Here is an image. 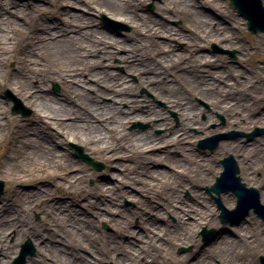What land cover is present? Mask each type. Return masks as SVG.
Listing matches in <instances>:
<instances>
[{
	"label": "rangeland",
	"instance_id": "374dc122",
	"mask_svg": "<svg viewBox=\"0 0 264 264\" xmlns=\"http://www.w3.org/2000/svg\"><path fill=\"white\" fill-rule=\"evenodd\" d=\"M61 1L63 0H55ZM128 1L131 2L133 11L137 8V12L146 20V24L139 26V31L135 29L134 23L114 17L106 9L97 11L89 9L85 4L64 5L81 17H91L94 21L91 28L99 31L98 36L103 34L123 41L120 45L124 48L117 50L111 57H101V51L88 57L100 64L92 70V74L96 73V78L101 84L96 86L91 79V72L88 71L84 75L87 85H91L87 92L95 98L105 84L132 90V95L140 100L141 108H153L156 111L152 113V118L133 119L126 124L127 143L133 141L134 132H149L151 136L158 137L166 130L181 131L185 127L190 134L188 143L193 144L197 153L211 158V164L217 170L211 177L212 182L201 187L212 210L214 223L189 225L186 229L173 213H160L157 208L148 210L147 217L136 214L139 207L138 198L156 204V201H151V194L147 195L148 190L163 187L168 191L172 187L169 174L177 169L167 160L166 155L178 159L182 154L173 148V144L166 146L162 140H156L157 148L141 155L131 154L127 149L119 150L112 164H109L99 155L85 149L83 144L71 138L64 139L63 135L57 134L56 129L51 127L49 130L55 135V154L43 161L30 155L22 160L21 155L16 157V151L10 150V154H13L11 158L7 154L10 143L28 137L24 134V128L41 127L42 124L37 120L36 108L27 103L16 91L15 86L2 84L0 80V102L8 116L0 129V181L4 182L3 191L0 192V237L3 238V250L8 252L5 257L6 264L54 262L47 251L39 253L40 246L33 237L13 232L17 222L19 228L36 231L48 241H51L52 237V243L60 246L87 244L101 252L94 256L91 251H80L78 247L75 251L83 253L84 257L77 256L79 258L70 260L68 256H63V262L58 264H80L83 260H87L88 264H155L151 262L152 258H158L156 264H196L197 261L208 260L213 264H223L216 255L220 250H230L238 260L261 264L259 257L264 255V121H258V118L264 116V33L250 32L248 21L230 0L223 1L230 7L236 20L231 29L225 30L219 27H227L229 22L209 8L204 0ZM18 2L21 3L20 6L25 5L23 17L17 19L20 27L17 26L16 32L26 41L32 38L29 35L31 24L24 23V20H33L34 16L36 18L37 7L44 10L42 18L47 19L49 24L55 23L61 16L57 11L58 6L49 0ZM15 9L16 7H11V10ZM199 9L215 15L214 23L202 21L203 18L197 14ZM62 18L71 20L73 17L64 14ZM158 19L165 22L164 26L155 24ZM219 21L224 22L220 24ZM189 28L195 33L190 35ZM150 29L156 31L157 38L151 40L152 37L144 34L145 31L150 32ZM218 31L219 34L236 39V45L244 44L248 52L242 55L236 46L219 42L214 35ZM205 32L212 36L200 39ZM42 42L43 40L40 42L34 38L24 46L25 50L34 49L42 53V50L37 49L41 48ZM35 43L39 45L35 46ZM133 49H139L147 55L145 63L151 70L166 73L162 74L159 80L167 89L170 86L177 92L194 94L197 117L207 123L205 129H198V123L186 127L187 120L182 117L177 107L161 99L151 85L145 82L152 73H140L137 70V67L141 66L139 61L129 62L124 59ZM204 59H208L212 66L202 64ZM22 64L16 58L7 63L6 68L15 73ZM231 65L236 66L237 70L245 71L244 75L238 77L237 85L232 88V91H238L236 95L242 94V113L250 118L247 121L242 119L243 127L238 123L231 127L225 114L211 112L210 103L200 94V89L205 86L206 81L201 79L202 76L199 79L194 71V68L206 69V72L218 71L228 69ZM107 71L109 78L105 76ZM46 87L52 95L63 93V86L58 81L48 82ZM227 95L224 94L223 99H226ZM99 98L101 101H112L111 96ZM127 106L124 102L120 107L125 109ZM211 136L214 138L209 144H217L214 149L199 147L202 139ZM29 137L36 139L33 133H30ZM27 141L25 150L30 152L33 143ZM228 143H239L245 153V160L241 154L234 153L229 148H222ZM82 155L98 165L91 164ZM229 155L237 162L242 181L258 191L259 207L258 211L253 208L243 217L242 211L229 215L227 223H222L219 210L207 188L215 182L223 169L220 161ZM247 164L250 165V175L244 171ZM8 169L17 173V176L3 173ZM74 173L82 175V181L71 179ZM102 186L106 190L103 200L100 195L104 193ZM181 197L189 198L191 192L184 190ZM222 199L230 204L229 209L236 206V197L231 192L222 194ZM158 205L163 208L161 201ZM109 208L113 211H109ZM247 226L248 234L245 235L241 229ZM205 228L209 233L207 237L203 233ZM219 230L222 231L221 234ZM185 231L197 238L196 244L177 239ZM173 239L176 242L174 245L171 241ZM223 240L226 241L222 242ZM227 242L232 243L230 247L225 246ZM116 251L119 253L118 258H111L110 255ZM126 251L132 254L131 259ZM23 253L24 258H20Z\"/></svg>",
	"mask_w": 264,
	"mask_h": 264
},
{
	"label": "bare ground",
	"instance_id": "6f19581e",
	"mask_svg": "<svg viewBox=\"0 0 264 264\" xmlns=\"http://www.w3.org/2000/svg\"><path fill=\"white\" fill-rule=\"evenodd\" d=\"M49 1L53 5L55 3L58 6L57 11L61 15L60 18L55 20V23L49 24L47 23V19L42 18L44 10L40 7H37L38 16L36 18L34 16L33 20L28 18L24 20V23H30L31 27H33V29L31 27L29 29V35L32 37L30 41L34 38L40 42L43 40L41 48H37L42 50V53H39L34 49L28 50L27 48L25 50L26 47L24 46H27L30 41L20 38V35L16 32L17 26L20 27L17 19L18 17H23L25 4L20 6L21 3L18 0H0L1 83L15 86L16 91L23 96L27 103L36 108L38 112L37 120L42 124L41 127L24 128V134L28 137L22 138L19 142L18 140H13L8 147L7 154L12 158L13 154H10V150H12L16 151V157L21 155L22 160L29 158V155L37 158L39 161L47 159L57 151L55 149V135L53 136L49 130L51 127L56 129L57 134L63 135L64 139L71 138L83 144L85 149L99 155L103 160L108 161L109 164H112L119 150L127 149L129 152L131 151V154L141 155L157 148L156 140H162L166 146L173 144V148L181 151L182 154L178 159H172L169 155H166L167 160L171 161V165L177 169L176 172L169 174L172 180V187L168 191H165L163 187L148 190L147 195L150 193L152 196L151 201H156V204L148 202L143 198H138L139 207L136 214L147 217L148 210L157 208L160 213H173L186 229L189 225H200L201 223L213 224L214 217L212 216V210L206 201L205 193L201 190L202 185L210 184L212 182V175L217 173V170L211 164V158H205L204 155L197 153L193 144L188 143L190 142L188 140L190 134L186 131L185 127L181 129L182 132L179 130H166L163 135L158 137L151 136L149 132H142L140 134L134 132L133 141L131 143L125 141L127 133L125 130L128 122L133 119L137 120L138 118L144 120L152 118V113H156V111L153 108L147 110L141 108V102L137 97L132 95V90L115 88L110 84H105L103 89L99 90L100 94L95 98L87 92V88L91 87V85H87L84 75L88 71L91 72V79L94 84L96 86L101 84L100 80L96 78V73L95 75L92 74V70L100 64L97 60L88 59V57L95 56L99 51L103 52L101 57H111L115 55L117 50L124 48V46L120 45L123 41L112 39L103 34L98 36L97 33L99 31L91 28V26H94V21L91 17H86L85 15L81 17L80 14L73 13L69 8L64 7V5L85 4L89 9L93 8L97 11L106 9L112 16L134 23L135 29L138 31L140 25L146 24L145 18L143 19L137 12V8H134L135 10L133 11L131 2L128 0ZM204 1L209 8L221 14L229 22L227 27L221 26L219 28L224 30L231 29L236 17L230 7L223 0ZM11 7H16V9L11 10ZM64 14L67 17L71 16L73 18L71 20L64 19L62 18ZM197 14L203 18L202 21L205 23H214L213 20L216 18L212 13H207L200 9ZM222 22L224 21H219L220 24ZM155 24L164 26L165 22L158 19L155 20ZM83 27L86 29L81 30ZM191 29H188L190 35L195 33ZM146 32L144 34L152 37L151 40L155 39L154 37L157 38L156 31L150 29V32ZM214 35L219 42L239 48L242 55L248 52L244 44L236 45V39L226 34H219V31ZM210 36H212L210 33L205 32V35L201 36L200 39ZM38 45V43H35V46ZM202 56L199 55V57ZM16 58L23 64L13 73V70L7 69L6 66L7 63ZM124 59L129 62L133 60L139 61L138 63L141 66L137 67V70L140 73L148 71L152 73V75L147 77L148 79L145 82L151 85L152 89L156 91L161 99L177 107L182 117L187 120L185 122L186 127L198 123V129L203 130L206 128L207 123L199 120L197 117V105L193 101L194 94L187 92L180 93L173 90L170 86L167 89L163 82L159 80L162 74L166 73L163 71L159 72V70H151L145 63L147 55L139 51V49L131 50ZM201 62L204 65L212 66V63L208 59H204ZM194 71L199 76V79L202 76L201 79L206 81L205 86H202L200 89V94L210 103L211 112L225 114L231 127L236 123L243 127L244 123H242V119L245 118L247 121L250 118L248 115L242 113V94L236 95L238 91H232V88L237 85L239 82L238 77L244 75L245 71L237 70L236 66L233 65L228 69L218 71L207 70L206 72V69L199 68H194ZM105 76L107 78L110 77L108 71ZM230 80L233 82L229 83ZM53 81H58L63 86V93L61 95H52L49 88L46 87L48 82ZM224 94H228L226 99H223ZM102 96H111L112 101H101L99 97ZM124 102L128 104L125 109L120 107ZM7 117V111L0 102V129ZM210 118L212 119V116ZM258 121H264V116L258 118ZM30 133H33L36 139L29 137ZM26 140H28V143H33L30 152L25 150ZM222 148H229L234 153L241 154L244 160L246 158L239 143L224 144ZM249 170L250 165L247 164L244 167L247 175L251 174ZM3 173L13 175L14 177L17 176V173L12 172L11 169L4 170ZM71 179L82 181V175L74 173L71 175ZM261 188L263 187L261 186ZM102 190L104 193L100 195L103 200L106 191L103 186ZM184 190L190 191L191 197L183 199L181 192ZM159 201L163 203V208H159ZM222 202L225 206L231 207L227 201L222 199ZM109 211L113 210L109 208ZM151 220L157 221L154 218ZM17 223L14 225L13 232L18 235L33 237L40 246L39 253L47 251L54 259L53 264L61 263L60 261L63 262V256H68L70 260L79 258L77 256L84 257L83 253L75 251L78 247L80 251H91L93 255L100 252L99 249H92L87 244V246L76 245L70 247L71 245L69 244L60 246L52 243V237L51 241H48L45 239V236H39V233L36 231H29L28 228H19ZM219 232L221 234L222 231L219 230ZM241 232L247 235L248 226L242 228ZM177 239L181 242L197 243V238L188 231L179 235ZM171 241L173 245L176 243L174 239ZM224 241L226 240L222 242ZM2 244L3 238L0 237V264H6L7 260H5V257L8 256V252L3 250ZM231 244V242H227L225 246L230 247ZM71 252L75 253L70 254ZM118 254L116 251L110 257L117 259ZM131 255L130 252L127 253L129 259L132 258ZM216 255L223 264H250L243 259L238 260L237 256L230 250H220ZM151 262L158 263V258H152ZM45 264L51 263L46 261ZM80 264L88 263L87 260H83ZM196 264H213V262L210 260L207 262L197 261Z\"/></svg>",
	"mask_w": 264,
	"mask_h": 264
},
{
	"label": "water",
	"instance_id": "95a60500",
	"mask_svg": "<svg viewBox=\"0 0 264 264\" xmlns=\"http://www.w3.org/2000/svg\"><path fill=\"white\" fill-rule=\"evenodd\" d=\"M232 4L238 9L240 14L248 21V29L253 33L264 32V7L262 0H231ZM214 137L200 141L201 147H209L211 150L217 144H209ZM80 149V148H79ZM93 165H98L92 159L82 155ZM224 170L216 178V182L207 191L214 199L217 208L220 210L219 217L222 223L228 221L229 215L237 214L242 211V217L247 215L251 208L258 211L259 201L258 192L254 187H247L241 180L238 164L232 155L221 160ZM4 182L0 181V192L3 191ZM232 191L237 197L236 208L230 210L221 200L222 192ZM215 193V194H214ZM241 215V214H240ZM30 242H27L29 244ZM24 253L21 258H24ZM261 264H264V256H260Z\"/></svg>",
	"mask_w": 264,
	"mask_h": 264
}]
</instances>
